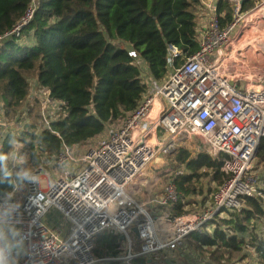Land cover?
Segmentation results:
<instances>
[{"label": "built area", "instance_id": "2783aa9c", "mask_svg": "<svg viewBox=\"0 0 264 264\" xmlns=\"http://www.w3.org/2000/svg\"><path fill=\"white\" fill-rule=\"evenodd\" d=\"M226 1L232 5L233 19L224 27L218 15L219 0L203 1L209 13L199 49L176 66L183 50L169 44V71L163 80L153 78L144 60L130 49L142 77L148 79L147 92L137 108L117 122L120 124L108 123L95 142L82 144L86 152L81 156L75 146L63 141L54 160V166L62 169L57 178L46 177L41 163L30 173L38 179H26L23 193L18 195L15 185L10 198L8 193L0 194V217L8 206L12 209L5 228L19 230L24 237L23 247L12 253L16 264L151 260L165 251H179L190 235L203 234V228L217 218L241 212L245 199L264 198L255 163L264 138V67L254 68L226 52L235 31L243 28L245 0ZM36 3L32 1L12 28L0 32V47L11 40L22 43ZM30 84L28 103L36 106L41 126L51 129L52 122L63 114L64 104L37 78ZM28 111L25 106L22 116L9 119L0 103V157L8 137L16 138L0 182L11 178L16 183L13 173L20 169L24 156L18 126L27 122ZM188 143L197 147V153L223 155L226 178L204 208L175 215L174 208L181 204L175 178L183 172L175 170L163 181L153 169L161 155L187 149ZM71 161L77 164L75 169L68 166ZM51 209L63 218L65 231L44 220ZM105 232L121 238V251L98 258L96 242Z\"/></svg>", "mask_w": 264, "mask_h": 264}, {"label": "trees", "instance_id": "16d2710c", "mask_svg": "<svg viewBox=\"0 0 264 264\" xmlns=\"http://www.w3.org/2000/svg\"><path fill=\"white\" fill-rule=\"evenodd\" d=\"M32 1L0 0V32L12 28ZM262 2L264 0H257V5ZM200 3L201 0H37L34 18L23 32L25 37H33L34 43L25 45L11 40L0 47V103L9 117L27 106L29 111L24 117L34 113L33 118L38 122L36 106L28 103L31 84L27 77L36 74L38 83L49 88L53 98L63 102L64 112L52 122L51 129H44L38 136L31 134L27 148V151L32 150L28 153L29 159L23 149L27 157L25 165L31 169L40 164L35 153L36 144L49 154H58L63 141L69 146L87 142L100 135L108 123L119 121L136 109L147 92V85L142 79L141 67L129 54L130 49L144 60L153 78L163 80L169 71V44L183 50V55L175 60L176 66L199 49ZM252 5L253 0H245L242 10ZM217 7L224 27L233 19L232 5L219 0ZM263 25L261 16H253L243 23L241 35H245V39L240 50L245 51L249 45L248 48L255 51L252 44L256 45V50L259 47L264 50ZM248 30L251 34L256 32L254 38L262 37L256 43L250 41L245 45ZM255 56L264 61L263 54L257 52ZM15 140L12 135L8 137L2 154L4 158ZM172 154L174 161L188 172L175 178L181 204L174 208V213L181 215L186 213L182 201L204 195L202 189H198L201 178L210 177L218 186L225 180L224 156L213 157L203 151L193 156L184 148ZM257 157L264 161V138ZM10 190V179L0 182V194ZM206 199L204 196L201 201ZM244 203L241 212L221 219L231 228L230 235L220 226L213 234L206 231L202 237L196 235L200 246L220 248L211 253L215 260L222 256L224 251L220 255L217 253L223 248L241 253L246 243L237 232L249 231V224L257 216L264 215L259 197H249ZM252 243L258 254L257 264H264V234H256ZM121 245L117 234L105 232L97 239L95 253L100 258L116 256ZM104 264L121 262L105 261ZM133 264L156 263L143 257L135 259Z\"/></svg>", "mask_w": 264, "mask_h": 264}, {"label": "rangeland", "instance_id": "374dc122", "mask_svg": "<svg viewBox=\"0 0 264 264\" xmlns=\"http://www.w3.org/2000/svg\"><path fill=\"white\" fill-rule=\"evenodd\" d=\"M201 4V3H200ZM264 7V6H263ZM262 7V9H263ZM209 9V7H207ZM206 8V9H207ZM261 8V7H260ZM206 9L203 7L202 10L203 12H206ZM248 11V10H247ZM262 13H259L260 15H253V16H261L262 18H264V13L263 10H261ZM209 13V12H207ZM249 13H244L243 16L244 18L246 17V15ZM258 23V20H257ZM264 26V25H263ZM242 29V28H241ZM237 34H235V38L233 39V42H235L233 48H237L235 50V54L238 55V57H240L243 60H249L250 57H255V54L261 53L264 56V50L261 49L259 47L258 50H256V45L252 47L255 49V51H252V49H249V45L248 47L244 50H240V46H241V42L244 41L245 39V35H241V30L239 31V29L237 30ZM247 33H249L248 36H246V42L245 45L248 44V42H252V43H256L255 41L259 40L262 36L260 37H256L254 38V36H256V32H251L248 30ZM248 50H251V52H248ZM231 51V50H230ZM243 52H247V54H244ZM242 54V55H241ZM236 57V56H235ZM250 61V60H249ZM28 80L30 82L35 81L37 76L36 74H31L28 75ZM143 81L147 84L148 79L147 77L143 76L142 77ZM31 90V89H30ZM23 110V107H21L18 112L16 114H14L13 116L8 115L9 119H16L21 115ZM37 110V108H36ZM38 112V110H37ZM35 117L34 113L29 114V116L27 118V122H25L23 125H19L18 129L20 132V138L19 141H22L21 143L24 145V150L25 152L27 151V148L29 146V141L31 138V134H34L36 136H38L45 128H43L41 126L40 123V119L38 120V122L33 118ZM118 121L114 122L117 123ZM120 124L117 123V125ZM100 137L97 136L87 142H84L82 144H87L88 142L92 143L95 142L96 140H98V138ZM21 139V140H20ZM82 144L79 145H75V150L78 154V156L83 155L86 150L84 147H82ZM187 149L191 152V154L193 156L196 155V149L197 147L188 143L187 145ZM185 148V147H184ZM32 150H28L27 151V157L29 159L28 153H30ZM177 151V150H176ZM35 153L36 155L39 157L40 159V164L43 163V166H45L44 170V175L46 177H51L53 179L57 178L59 173H61L62 169L61 166H59L58 168H56L54 166V160H55V155L53 154H49L48 152L42 150V148L37 144L35 145ZM9 154V153H8ZM24 155V154H23ZM26 155L23 156V167L22 169H18L17 170V174H19L18 178L20 179L21 185H20V191H18V195L21 194V192H23L24 190V186L26 181H22L21 179H25V177L23 176V174L25 172L27 173H31L33 171L36 170V168H38L37 166L32 167L31 169L28 168L27 165H25L26 160H27ZM80 158V157H78ZM80 162V161H79ZM256 166L259 170L260 176H261V181H262V186L264 187V161L257 157L256 161ZM1 164H6V166H8L10 164L9 158L5 157L1 160L0 165ZM39 164V165H40ZM38 165V166H39ZM77 164H74V162H69L68 166L71 169H75ZM155 170V172H159V175L161 176V179L163 181H165L166 179H169L172 175H173V171H180L183 172V174L188 173L187 169L183 166L178 164L177 162L174 161V156L172 154V152L166 153L164 155L160 156V159L157 160V164H155V168L153 169ZM57 174H56V173ZM182 175V174H179ZM162 181V182H163ZM43 182H45V180H43ZM161 183H159L160 188H161ZM218 184L215 183L213 180L210 179V177L208 178H201V183L198 184V189L201 190L204 195L200 196V195H194L191 196L187 201H189V203H187V201L184 203V207H185V211L188 212L190 210L193 209H201L204 208L207 204V202L209 201L212 193H214V191L217 189ZM158 190V189H155ZM160 189L158 190L157 193H160ZM207 197L205 202H202L201 200L203 199V197ZM262 206L264 208V198L260 199ZM230 214H225L224 216H229ZM232 218V216H229ZM222 217L217 218L215 221H213V223L216 224V226H213V223L204 227L203 228V232H213L214 233V228L216 229L218 226H220V229L224 230L227 234H231V231L229 227H227L226 225H224L221 221ZM259 221H258V220ZM44 220L47 221L51 226L53 227H57L58 229H62L63 231H65L66 226L64 225L63 219L61 217V215L54 209H51L48 214L44 217ZM250 226V230H245L243 232H237V234L239 235V237L245 239V245H243L242 247V252H230V251H225V249H221L217 255L222 254V256H220L219 260H215L213 257H211V253L214 252L215 249H220L219 247H212V246H206L204 247L205 244H202L200 246V244L197 241L196 235L199 234L200 237H202L203 235H201V233H194L192 235H190L183 243L182 247L179 250V253H169L168 255H165L164 253H162V256H159L158 258H151V262H154L156 264H257L258 262V254H256L257 252L255 251V247L254 244L252 243L253 241H255V235L257 234L258 236L262 235L264 233V215L262 216H257L252 222L251 224H249ZM209 228H211V230H209ZM7 229V228H6ZM211 233V234H213ZM260 234V235H259ZM133 237H136L134 234H132ZM196 238V239H195ZM200 239V238H199ZM183 254V256H182ZM97 255V254H96ZM243 255V256H242ZM98 256V255H97ZM190 257H192L193 259H191ZM99 258V256H98ZM97 264H104L103 261L98 262Z\"/></svg>", "mask_w": 264, "mask_h": 264}, {"label": "crops", "instance_id": "0c3cea01", "mask_svg": "<svg viewBox=\"0 0 264 264\" xmlns=\"http://www.w3.org/2000/svg\"><path fill=\"white\" fill-rule=\"evenodd\" d=\"M206 2H216L217 0H201V4L199 5V8H198V38H199V41H200V35H201V31H202V28L204 27V25L207 23V20H208V8H207V6L205 5V3ZM256 5H257V0H253V5L248 9V11L246 10L245 11V13H248V12H250L251 10H253V9H255V7H256ZM207 8L206 9V12H203V10H202V8ZM260 12H262L261 10H259V13ZM257 36H260V33H258L257 34ZM235 38V35H233V37H232V39L230 40V42L228 43V46H227V50H226V52L228 53V54H231L232 56H236V57H238L235 53V50L237 49V48H233V46H234V44H235V42H233V39ZM22 43L23 44H25V45H32L33 43H34V39H33V37H30V36H27V37H24V39H23V41H22ZM234 49V52H233V54L231 53V51ZM231 50V51H230ZM263 58H264V56H263ZM250 60V61H249ZM248 61L247 60H245V61H247L249 64H251V66L252 67H254V68H258V67H264V61H261V59H259V57H250V59H249ZM3 154V153H2ZM2 157H3V155H2ZM2 160V159H1ZM6 164H1L0 165V172L2 173V170H4V169H6ZM22 167H23V164L21 165V167H20V169H22ZM17 173V170L16 171H14V177H15V179H16V183H14V182H12V179L11 178H8V179H10V181H11V190L15 187V185L17 186V191H20V185H21V182H20V179L18 178V176H19V174H17L16 175V173ZM26 179L27 178H25V179H21L22 181H26ZM25 185H26V183H25ZM24 189H25V186H24ZM10 190V191H11ZM9 191V192H10ZM24 191V190H23ZM8 192V193H9ZM21 193H23V192H21ZM63 219V218H62ZM258 220V219H257ZM259 221V220H258ZM264 234V233H263ZM262 234V235H263ZM260 235V234H259ZM262 235H260V236H262ZM172 252H174V253H179V251H165V255H168L169 253H172ZM257 254V253H256ZM162 256V255H161ZM182 256H183V254H182ZM163 257V256H162Z\"/></svg>", "mask_w": 264, "mask_h": 264}, {"label": "clouds", "instance_id": "9594fccd", "mask_svg": "<svg viewBox=\"0 0 264 264\" xmlns=\"http://www.w3.org/2000/svg\"><path fill=\"white\" fill-rule=\"evenodd\" d=\"M4 157H0L3 159ZM23 176L31 181L38 179L25 172ZM11 197V193L7 194V198ZM11 206L6 209V214L0 217V264H16V257L13 256L14 250H19L23 247L24 237L19 230L14 228H5L6 216L11 212Z\"/></svg>", "mask_w": 264, "mask_h": 264}, {"label": "bare ground", "instance_id": "6f19581e", "mask_svg": "<svg viewBox=\"0 0 264 264\" xmlns=\"http://www.w3.org/2000/svg\"><path fill=\"white\" fill-rule=\"evenodd\" d=\"M264 2H262L261 4H259V5H257L256 7H255V9H253V10H251L250 12H248L249 14H247L246 15V17L244 18V21H243V23L246 21V20H248V19H250L251 17H253V15H260L259 14V10H263V13H264ZM261 7V8H260ZM262 7H263V9H262ZM260 13H262V12H260ZM243 25V24H242ZM237 30L235 31V34H237ZM233 52H234V49L231 51V53L233 54ZM238 56V55H237ZM238 58V57H237Z\"/></svg>", "mask_w": 264, "mask_h": 264}, {"label": "water", "instance_id": "95a60500", "mask_svg": "<svg viewBox=\"0 0 264 264\" xmlns=\"http://www.w3.org/2000/svg\"><path fill=\"white\" fill-rule=\"evenodd\" d=\"M133 230H134V232H135L136 234H138V230H137V228H133ZM122 239H123V237H122Z\"/></svg>", "mask_w": 264, "mask_h": 264}]
</instances>
